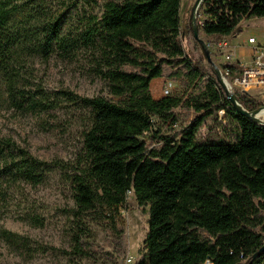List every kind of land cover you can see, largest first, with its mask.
Here are the masks:
<instances>
[{
    "label": "trees",
    "instance_id": "obj_1",
    "mask_svg": "<svg viewBox=\"0 0 264 264\" xmlns=\"http://www.w3.org/2000/svg\"><path fill=\"white\" fill-rule=\"evenodd\" d=\"M182 0H0V112L81 122L82 149L72 162L42 160L0 133V241L34 257L31 241L7 230L14 219L40 229L46 217L30 190L56 171L69 183L76 224L84 216L119 212L133 193L148 208V234L136 264H264V126L241 116L219 83L185 51ZM199 29L217 39L236 36L244 21L264 18V0H203ZM84 62L109 96L51 91L42 68L52 60ZM239 62L223 73L233 82ZM183 80L182 94L156 100V79ZM208 79L210 91L199 88ZM253 112L264 102L235 92ZM187 106L197 117L171 135L156 119L175 121ZM237 125V142H200L218 115ZM46 125V123H42ZM74 254L90 244L73 239ZM255 257V258H254Z\"/></svg>",
    "mask_w": 264,
    "mask_h": 264
},
{
    "label": "rangeland",
    "instance_id": "obj_2",
    "mask_svg": "<svg viewBox=\"0 0 264 264\" xmlns=\"http://www.w3.org/2000/svg\"><path fill=\"white\" fill-rule=\"evenodd\" d=\"M196 1L182 0V43L186 53L218 82L215 68L207 60L206 50L194 38L192 14ZM201 13L199 7L195 14V27L198 28L197 20ZM240 30L236 36L217 39L207 37L198 29L199 38L206 44L212 63L224 78L223 68L229 62L227 57L230 53H234L231 61L247 63L252 49L249 43L251 37L264 47V18L244 21ZM41 70L48 88L53 92L67 89L81 97L109 96L105 82L94 77L83 61L65 63L54 59ZM226 80L235 93L237 89ZM168 81L174 85L172 95L184 92L186 83L183 80L156 79L151 83L154 99L163 98V89ZM208 86L206 79L199 93L207 94L210 91ZM174 115L176 122L156 119V129L160 128L164 135H171L182 131L197 117L187 106L176 109ZM260 119L264 121V117ZM43 122L46 125H42ZM82 129L81 122L66 111L43 116V120L35 116L21 117L11 112H0V133L14 138L42 160L74 161L82 149ZM239 137L237 125L227 121L223 113L218 115L217 121L208 120L198 134L200 142L211 143L237 142ZM30 199L43 207L39 213L46 217L44 228L36 229L10 218L5 219L2 225L28 238L35 251L34 257L22 256L0 241V264H129V260L136 264L140 259L148 234L149 214L148 208L137 204L133 193L129 194L125 207L119 212L107 211L112 213L111 218L106 217V212L84 216L87 227L82 229L73 216L75 205L71 187L61 178L59 171L53 173L44 185L30 190ZM76 235L83 236L90 244L87 256L74 254L73 239Z\"/></svg>",
    "mask_w": 264,
    "mask_h": 264
},
{
    "label": "built area",
    "instance_id": "obj_3",
    "mask_svg": "<svg viewBox=\"0 0 264 264\" xmlns=\"http://www.w3.org/2000/svg\"><path fill=\"white\" fill-rule=\"evenodd\" d=\"M252 45L249 62L240 63V71L235 76L232 84L238 92L247 94L251 98L264 102V47L257 44L254 37L249 39ZM234 58V53H230L227 57L229 62ZM173 82L168 81L163 89V97L172 95ZM133 264L132 260L128 261Z\"/></svg>",
    "mask_w": 264,
    "mask_h": 264
},
{
    "label": "water",
    "instance_id": "obj_4",
    "mask_svg": "<svg viewBox=\"0 0 264 264\" xmlns=\"http://www.w3.org/2000/svg\"><path fill=\"white\" fill-rule=\"evenodd\" d=\"M203 2V0H197L196 1V4L194 6V9H193V14H192V27H193V34H194V38L196 41H198L202 46L203 48L206 50V55H207V60L208 62L214 66L215 68V72H216V75H217V78H218V83L221 87L222 90H224V93L227 97V99L232 103L234 109L243 117L253 121L254 123L256 124H259V125H263L264 126V121H262L260 118L257 117V114L263 110L264 108H261L259 110H256V111H253V112H249L247 110H245L242 105L240 104V102L238 101L236 95L234 92H229L227 87H226V84H225V81L228 82L222 75L221 71L212 63L211 59H210V55H209V51L206 47V44L199 38V33H198V27H195L196 26V11L198 10V8L200 7L201 3ZM261 253H264V246L262 247V249L259 251L258 254H261ZM255 258V257H254Z\"/></svg>",
    "mask_w": 264,
    "mask_h": 264
},
{
    "label": "bare ground",
    "instance_id": "obj_5",
    "mask_svg": "<svg viewBox=\"0 0 264 264\" xmlns=\"http://www.w3.org/2000/svg\"><path fill=\"white\" fill-rule=\"evenodd\" d=\"M225 84H226V87H227L228 91L231 93L232 90H231V87H230L229 83L225 81ZM257 117H258V118L264 117V109L261 110V111L257 114Z\"/></svg>",
    "mask_w": 264,
    "mask_h": 264
},
{
    "label": "crops",
    "instance_id": "obj_6",
    "mask_svg": "<svg viewBox=\"0 0 264 264\" xmlns=\"http://www.w3.org/2000/svg\"><path fill=\"white\" fill-rule=\"evenodd\" d=\"M251 52V51H250ZM163 80V79H162Z\"/></svg>",
    "mask_w": 264,
    "mask_h": 264
}]
</instances>
